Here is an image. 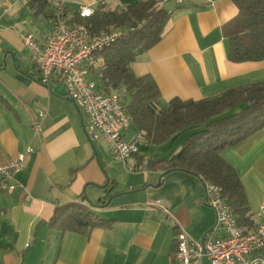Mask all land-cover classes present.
I'll return each instance as SVG.
<instances>
[{
	"label": "crops",
	"instance_id": "crops-1",
	"mask_svg": "<svg viewBox=\"0 0 264 264\" xmlns=\"http://www.w3.org/2000/svg\"><path fill=\"white\" fill-rule=\"evenodd\" d=\"M28 1L0 0V163L25 154L23 167L11 181L15 188L9 193L0 187V263L168 264L179 228L201 240L215 224L200 177L180 169L165 171L161 163L152 168L148 164L152 157L170 158L189 132L172 135L157 155H146L141 138L137 153L125 161L112 158L104 140L93 142V147L84 132L82 112L65 86L36 79L34 58L20 34L26 30L44 42L52 27L53 0L47 1L46 14L38 15H33ZM58 1L69 17L79 4L96 0ZM108 1L125 6L138 0ZM162 2L174 10L163 35L137 55L131 67L134 75L152 76L163 104L173 97L197 100L264 80V60L226 58L227 37L235 29L238 12L232 0ZM21 43L28 52L21 50ZM38 110L45 116L36 132L30 122ZM137 132L129 126L125 139ZM220 155L235 170L255 225L264 204V127L225 147ZM139 164L142 171H136ZM110 196L109 203L90 206L98 217L111 220L105 226L61 233L48 224L55 205L107 202ZM215 234L222 236L223 229L217 227Z\"/></svg>",
	"mask_w": 264,
	"mask_h": 264
},
{
	"label": "trees",
	"instance_id": "trees-1",
	"mask_svg": "<svg viewBox=\"0 0 264 264\" xmlns=\"http://www.w3.org/2000/svg\"><path fill=\"white\" fill-rule=\"evenodd\" d=\"M48 0H29L33 15L44 13ZM163 0H138L125 6L107 1L98 5L88 17L73 12L69 24H83L93 35L119 31L108 46L97 53L98 62L89 69L91 77L103 93L117 92L131 124L149 143H161L172 135L188 131L178 151L168 159H149V167L163 164L165 171L184 170L200 177L202 182L220 187L241 226H253L249 218L240 180L235 170L221 157V151L264 127V80L231 87L207 97L180 99L173 97L163 104L152 76L134 75L131 62L155 45L163 35L173 9ZM238 12L233 19L235 29L227 37V59L232 62L264 60V0H232ZM99 77L100 82L95 80ZM123 91V92H121ZM225 113L227 110H231ZM105 202L72 201L55 205L48 220L51 227L86 233L105 220L90 210ZM176 250L174 240L173 255ZM3 264V263H0Z\"/></svg>",
	"mask_w": 264,
	"mask_h": 264
},
{
	"label": "built area",
	"instance_id": "built-area-1",
	"mask_svg": "<svg viewBox=\"0 0 264 264\" xmlns=\"http://www.w3.org/2000/svg\"><path fill=\"white\" fill-rule=\"evenodd\" d=\"M107 1L79 4L75 12L80 17H88L98 5ZM51 6L52 27L44 42L36 41L29 31L20 34V41L31 50L34 58L36 79L42 84L57 81L64 85L68 96L82 112L89 141H106L111 157L125 161L137 153L142 134L137 132L133 138L125 139L131 120L122 105L121 94L101 92L89 77V69L98 62L97 53L113 42L119 31L92 36L83 24L67 23L61 2L53 0ZM43 116L45 112L38 110L30 122L32 130L37 132L41 129ZM29 151L30 148L27 149ZM24 155L19 153L15 159L0 163V187L3 191L10 193L15 188L11 181L23 167ZM137 170L142 171L143 166L136 165ZM204 187L205 200L215 212L214 227L203 240L191 239L179 228L174 238L176 250L168 264H264V204L257 211L258 221L254 227L244 229L221 195L220 187L210 182H206ZM217 227L223 229L222 236L215 234Z\"/></svg>",
	"mask_w": 264,
	"mask_h": 264
},
{
	"label": "rangeland",
	"instance_id": "rangeland-1",
	"mask_svg": "<svg viewBox=\"0 0 264 264\" xmlns=\"http://www.w3.org/2000/svg\"><path fill=\"white\" fill-rule=\"evenodd\" d=\"M48 24V23H47ZM22 46L21 47V50L26 53L28 52V49L25 48V46L21 43ZM95 80H97L98 82H100V79L99 77H95ZM123 92V91H121ZM131 130H132V127H134L133 124L129 125ZM145 146H147V150H146V155H157L158 153H163L165 151V148L167 147L166 146V143L164 142H161V143H149V142H145L143 143ZM156 153V154H155Z\"/></svg>",
	"mask_w": 264,
	"mask_h": 264
},
{
	"label": "water",
	"instance_id": "water-1",
	"mask_svg": "<svg viewBox=\"0 0 264 264\" xmlns=\"http://www.w3.org/2000/svg\"><path fill=\"white\" fill-rule=\"evenodd\" d=\"M83 128H84V126H83ZM84 132H85V129H84ZM85 135L87 136L86 132H85ZM87 137H88V136H87ZM90 144L94 147V143H93L92 141H90ZM95 156H96V154H95ZM111 198H112V196H110V197L108 198L107 202H105V203H109V201H110ZM105 203H104V204H105ZM204 237H205V235H203V236L201 237V240H203Z\"/></svg>",
	"mask_w": 264,
	"mask_h": 264
}]
</instances>
